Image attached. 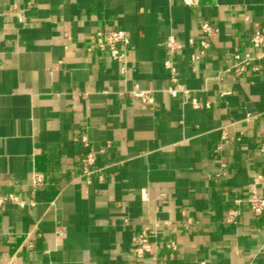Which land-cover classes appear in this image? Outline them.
<instances>
[{"label": "crops", "instance_id": "1", "mask_svg": "<svg viewBox=\"0 0 264 264\" xmlns=\"http://www.w3.org/2000/svg\"><path fill=\"white\" fill-rule=\"evenodd\" d=\"M203 20L216 31L194 62ZM254 28L264 0H0V192L21 201L0 209V264H264V214L243 203L226 222L252 175L264 194V58L225 72ZM100 29L126 31L125 71L88 49ZM169 35L185 43L172 59L188 91L176 95ZM136 84L153 103L126 92ZM90 148L101 170L87 181ZM146 226L157 260L133 252Z\"/></svg>", "mask_w": 264, "mask_h": 264}, {"label": "built area", "instance_id": "2", "mask_svg": "<svg viewBox=\"0 0 264 264\" xmlns=\"http://www.w3.org/2000/svg\"><path fill=\"white\" fill-rule=\"evenodd\" d=\"M184 3L190 7H197L199 0H183ZM200 29L204 33V37L200 39L190 38L188 42L191 45H197L199 51L191 54V60L197 61L202 55H204L209 46L210 42L208 37H210L215 31L216 28L207 20L200 22ZM91 44L88 49L92 50L98 48L101 50H106L110 53L111 57L120 62L123 66V71L126 70V61L128 50L130 48L131 42L127 33L123 29H111L97 30L90 35ZM250 50L246 51L243 54L237 53L235 55V62L228 68L225 69V72L231 73L235 76H240L244 73L250 71H258L260 66L256 63L257 60L264 58V31L259 28H254L251 31L249 38ZM163 45L168 50L171 57L167 58L164 61V65L170 71L171 75V85L168 87V91L176 95L178 92H187V89H184L179 83L178 70L175 62L172 59V56L181 48L184 47L185 43L176 35H169L163 41ZM130 96L141 99L145 103H153L154 96L153 91L150 89L142 88L140 85L136 84L132 88L126 91ZM193 104L198 106V101L193 100ZM82 142L84 146L89 147L90 143L86 137H82ZM260 150L264 153V141L261 143ZM97 151L93 148H90L81 158L80 161V176L86 177L87 181H90L92 175L100 172L101 168L96 165ZM253 182L249 184L250 193L247 197H238L234 200V206L230 208L229 213L226 217V222L228 223H237L238 218L241 214L240 206L243 203H247L251 210L256 215L264 214V194L261 190L258 189V178L252 175ZM43 176L40 173H36L33 181V186L43 185ZM8 201H15L21 203L19 197L15 193H1L0 192V209ZM198 223V219L192 215H187L186 220L183 222V227L185 230L191 232L194 225ZM168 227L172 228L171 223H168ZM151 229L146 226L143 227L135 236L133 252L139 258L142 259L145 256L149 255L153 259L157 260L158 251L154 249L151 244ZM28 246L32 247L33 243H29ZM165 249L169 251H175L178 248V244L175 240H168L165 243ZM142 264V263H140ZM157 264H167L166 262ZM201 264H207L205 261H202Z\"/></svg>", "mask_w": 264, "mask_h": 264}]
</instances>
